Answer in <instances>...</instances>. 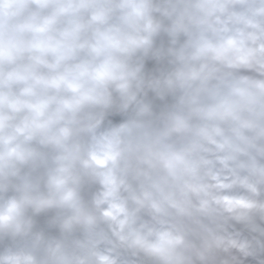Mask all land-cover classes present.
Masks as SVG:
<instances>
[{"label":"clouds","instance_id":"1","mask_svg":"<svg viewBox=\"0 0 264 264\" xmlns=\"http://www.w3.org/2000/svg\"><path fill=\"white\" fill-rule=\"evenodd\" d=\"M0 264H264V0H0Z\"/></svg>","mask_w":264,"mask_h":264}]
</instances>
